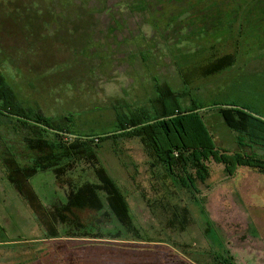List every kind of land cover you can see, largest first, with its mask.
Here are the masks:
<instances>
[{
	"label": "rangeland",
	"instance_id": "1",
	"mask_svg": "<svg viewBox=\"0 0 264 264\" xmlns=\"http://www.w3.org/2000/svg\"><path fill=\"white\" fill-rule=\"evenodd\" d=\"M196 1L0 0V70L22 106L41 108L63 128L82 135L114 130L116 109L143 108L154 115L160 86L188 93L181 100L183 108L236 103L264 115L259 77L244 71L239 80L246 79L245 91L229 88L231 75L258 48L255 33L249 30V43L246 29L240 31L234 18L241 2L215 0L203 7L207 1H202L196 10ZM227 56H234V68L206 74L208 66ZM259 62L253 71L259 72ZM121 74L124 86L117 95H106L101 83L117 81ZM205 115L218 146L239 151L236 133L216 113ZM0 123V142L14 144L18 155L26 157L22 142L32 132ZM98 158L131 193L135 223L142 228L139 237L123 231V241L108 240L118 231L117 222L101 214L86 218L85 213L80 220L85 230L78 235L103 240L66 237L73 232L63 226L62 237L48 238V224L35 212L30 196L28 200L11 184L0 156V264H215L214 253L236 264H264V174L239 168L229 177L212 160L209 179L197 184L196 201L185 189L150 179L148 157L138 140L119 147L107 143ZM59 182L52 171L31 179L45 205L67 198L69 183ZM143 194L150 202L167 197L181 207L177 215L160 203L151 211Z\"/></svg>",
	"mask_w": 264,
	"mask_h": 264
},
{
	"label": "trees",
	"instance_id": "2",
	"mask_svg": "<svg viewBox=\"0 0 264 264\" xmlns=\"http://www.w3.org/2000/svg\"><path fill=\"white\" fill-rule=\"evenodd\" d=\"M146 3L140 9H146ZM234 64V56H227L208 66L206 74L220 73ZM158 93L155 102L160 107L156 108L154 115L143 108H129L127 112L116 109L117 127L114 130L82 135L63 128L41 108L22 106L0 70V121H8L14 129L25 128L32 132L22 142L27 151L26 157L18 155L17 147L6 142H0L5 148L0 150V156L6 162L5 173L11 184L25 198L30 196L31 202L36 204L35 212L40 217L42 215L43 223L48 224V238L62 237L60 227L63 226L73 232L66 237L103 240L99 236L78 235L79 229L85 230L82 227L85 222H80L85 213L88 215L86 218L101 214L117 222L118 231L112 234L114 236L110 235L112 238H106L108 240L123 241L120 235L123 231L139 237L142 228L135 223V214L129 202L131 193L123 189L98 158L107 143L119 147L120 142L126 140L140 141L148 157L150 179L159 178L163 184L171 183L177 189L189 191L195 198L200 194L197 184H205L211 175L208 162L212 160L223 165L229 177L245 167L264 174V121L241 110L212 106L211 111L237 135L240 150L229 152L218 146L215 132L206 122L205 114L209 110L198 112L202 107L195 103L183 108L181 100L187 96L186 92L160 86ZM69 121L72 122V119ZM3 138L0 131V141ZM243 147L247 149L243 150ZM47 171L54 173L57 184L63 179L69 183L70 193L64 202L45 205L31 185L32 178ZM142 198L151 211L156 203H160L177 215L181 207L172 205L167 197L159 202L155 199L150 202L145 194ZM196 201L199 199L196 198ZM3 237H6L5 234ZM146 242L154 241L149 239ZM212 257L215 264H236L230 257L216 253Z\"/></svg>",
	"mask_w": 264,
	"mask_h": 264
},
{
	"label": "flooded vegetation",
	"instance_id": "3",
	"mask_svg": "<svg viewBox=\"0 0 264 264\" xmlns=\"http://www.w3.org/2000/svg\"><path fill=\"white\" fill-rule=\"evenodd\" d=\"M146 1H150V0H146ZM202 1H207L206 4L202 5L203 7H205V6L207 7L211 2H213L215 0H197L196 1L197 3L195 5H193L192 7H194V9H196V10L201 8L202 6L200 7L199 4ZM239 1L241 3H240V6L238 8V14H236L234 16V18H237L236 23H237L240 31L242 29H246V31H245L246 33L244 36H245V39H249V43L252 40V37L248 36V34L250 33L249 30L255 33L254 34V41L257 42L258 48H257L256 56L249 58V60H247V62H245L244 66L242 68L238 69L237 71H235L233 73V75H231L232 81L229 82V84H230L229 88L232 86L234 88V91H236V90L238 92L245 91L244 88H246V86H244V83L247 82L246 79H244V82H241L239 80L241 78V76H240L241 73L245 71V73H248L249 75H251V77H259V80L256 81V83H257L256 85L260 88L258 90H260L262 97H264V0H239ZM180 3L185 4L186 2H180ZM181 13H182V11H181ZM182 14H185V13L183 12ZM242 15H244V17H245L244 19H242L243 18ZM171 21H175L174 17L172 18ZM251 48H253V47L251 46ZM253 49H255V48H253ZM240 55H241V53L239 54V56ZM242 56H245V54L242 53ZM259 60H262L263 63L261 64V68L259 69V72H255L253 70H254V68L257 67L256 63H260ZM234 66H235V64L233 65V68H234ZM229 84H227V86ZM226 89H227V87L225 86V88L221 92L223 93L224 91H226ZM232 91H233V89H232ZM214 105L217 106L218 108H232V109L241 110L244 113H247V114H249V115H251L257 119L264 121V115L257 113L256 111H254L253 109H251L249 107L236 105V103H215L209 107H202L200 110H197V111L198 112L204 111V110L211 111L212 110L211 107ZM245 168H247V167H245ZM261 174H263V173H261Z\"/></svg>",
	"mask_w": 264,
	"mask_h": 264
},
{
	"label": "clouds",
	"instance_id": "4",
	"mask_svg": "<svg viewBox=\"0 0 264 264\" xmlns=\"http://www.w3.org/2000/svg\"><path fill=\"white\" fill-rule=\"evenodd\" d=\"M149 36L151 35L150 26L145 25L143 29ZM126 83V77L121 74L117 77V81L109 82L107 84L101 83L100 87L104 89V92L108 96H115L119 92V88Z\"/></svg>",
	"mask_w": 264,
	"mask_h": 264
},
{
	"label": "water",
	"instance_id": "5",
	"mask_svg": "<svg viewBox=\"0 0 264 264\" xmlns=\"http://www.w3.org/2000/svg\"><path fill=\"white\" fill-rule=\"evenodd\" d=\"M70 136L76 137L77 135L69 134Z\"/></svg>",
	"mask_w": 264,
	"mask_h": 264
}]
</instances>
